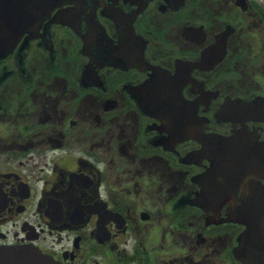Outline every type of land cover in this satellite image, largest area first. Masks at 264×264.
<instances>
[{"label": "flooded vegetation", "instance_id": "af4514ba", "mask_svg": "<svg viewBox=\"0 0 264 264\" xmlns=\"http://www.w3.org/2000/svg\"><path fill=\"white\" fill-rule=\"evenodd\" d=\"M77 2L0 0V249L264 264V0Z\"/></svg>", "mask_w": 264, "mask_h": 264}, {"label": "water", "instance_id": "95a60500", "mask_svg": "<svg viewBox=\"0 0 264 264\" xmlns=\"http://www.w3.org/2000/svg\"><path fill=\"white\" fill-rule=\"evenodd\" d=\"M43 2L41 8L31 7L30 25L26 28L33 30L38 28L42 20L49 16L53 8L64 2L79 4L77 0H39ZM81 1V0H79ZM76 2V3H75ZM79 6V5H78ZM13 26L0 25V33H20L21 29L13 31ZM2 40V39H0ZM6 41V40H5ZM0 264H59L51 257L41 253L39 250L29 247H8L0 249Z\"/></svg>", "mask_w": 264, "mask_h": 264}]
</instances>
